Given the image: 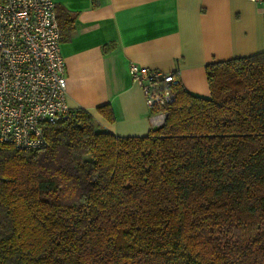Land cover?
Returning a JSON list of instances; mask_svg holds the SVG:
<instances>
[{"label":"trees","instance_id":"1","mask_svg":"<svg viewBox=\"0 0 264 264\" xmlns=\"http://www.w3.org/2000/svg\"><path fill=\"white\" fill-rule=\"evenodd\" d=\"M55 9L66 41L75 15ZM204 70L209 95L173 84L146 134L76 108L41 149L3 144L0 264H264V51Z\"/></svg>","mask_w":264,"mask_h":264},{"label":"crops","instance_id":"2","mask_svg":"<svg viewBox=\"0 0 264 264\" xmlns=\"http://www.w3.org/2000/svg\"><path fill=\"white\" fill-rule=\"evenodd\" d=\"M52 1L75 15L69 39L60 41L68 104L117 135H143L152 127L143 91L128 72L131 62L172 73L186 90L208 96L207 62L264 51L261 1ZM104 45L112 47L103 51ZM103 104L112 121L97 111Z\"/></svg>","mask_w":264,"mask_h":264},{"label":"built area","instance_id":"3","mask_svg":"<svg viewBox=\"0 0 264 264\" xmlns=\"http://www.w3.org/2000/svg\"><path fill=\"white\" fill-rule=\"evenodd\" d=\"M128 72L143 91L152 126H160L179 80L132 62ZM66 86L54 2L0 0V148L5 143L23 150L45 147L43 125L76 109L68 104Z\"/></svg>","mask_w":264,"mask_h":264},{"label":"rangeland","instance_id":"4","mask_svg":"<svg viewBox=\"0 0 264 264\" xmlns=\"http://www.w3.org/2000/svg\"><path fill=\"white\" fill-rule=\"evenodd\" d=\"M74 108H78V107H74Z\"/></svg>","mask_w":264,"mask_h":264}]
</instances>
